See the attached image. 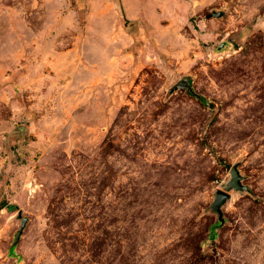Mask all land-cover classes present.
<instances>
[{
  "label": "rangeland",
  "instance_id": "1",
  "mask_svg": "<svg viewBox=\"0 0 264 264\" xmlns=\"http://www.w3.org/2000/svg\"><path fill=\"white\" fill-rule=\"evenodd\" d=\"M0 264H264V0H0Z\"/></svg>",
  "mask_w": 264,
  "mask_h": 264
},
{
  "label": "water",
  "instance_id": "2",
  "mask_svg": "<svg viewBox=\"0 0 264 264\" xmlns=\"http://www.w3.org/2000/svg\"><path fill=\"white\" fill-rule=\"evenodd\" d=\"M187 81L184 80L178 85H176L175 89L178 87H187ZM229 188L235 189V190H244V186L242 184V177L240 175L238 165H234L231 169V180L229 182ZM230 197V195L227 192L224 191H217L215 200L212 204L213 210L217 211L219 213L220 222H223L222 217V205L227 201V199Z\"/></svg>",
  "mask_w": 264,
  "mask_h": 264
},
{
  "label": "trees",
  "instance_id": "3",
  "mask_svg": "<svg viewBox=\"0 0 264 264\" xmlns=\"http://www.w3.org/2000/svg\"><path fill=\"white\" fill-rule=\"evenodd\" d=\"M6 206L9 210H13L15 207L13 205H4Z\"/></svg>",
  "mask_w": 264,
  "mask_h": 264
}]
</instances>
